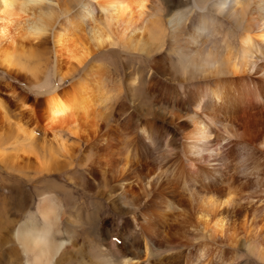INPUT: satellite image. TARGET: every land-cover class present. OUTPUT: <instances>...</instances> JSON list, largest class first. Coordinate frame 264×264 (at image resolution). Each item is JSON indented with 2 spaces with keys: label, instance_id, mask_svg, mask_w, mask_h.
Masks as SVG:
<instances>
[{
  "label": "rangeland",
  "instance_id": "rangeland-1",
  "mask_svg": "<svg viewBox=\"0 0 264 264\" xmlns=\"http://www.w3.org/2000/svg\"><path fill=\"white\" fill-rule=\"evenodd\" d=\"M244 1L248 7L253 4V0ZM215 2L216 0H201L199 4L211 5L207 11L213 12ZM190 8H194L193 0H160L157 14L166 24L171 15L182 14L187 27L194 28L198 24L194 15L199 9L195 8L196 12L193 13ZM62 21L57 18L54 32ZM247 24L248 22H244L238 28L234 27L236 34L231 36L233 49L240 48L238 33ZM89 26L87 22L85 31H88ZM226 30L224 26L220 33L211 31L207 41L221 45V33ZM166 39L168 34L164 40ZM116 42L118 41L115 38L109 49L102 54L97 52L92 57L89 65L81 67L72 77H65L62 83H56V76L53 74L55 65L57 71L61 69L62 74H66L70 66L60 60L56 63L50 38H43L40 47L32 49L17 34L12 35L11 40L0 36V51L6 50L15 61V66L11 68L0 63V104L4 108L7 106L12 109L18 120V127H31L29 130L38 140L39 146L43 145L42 141H50L47 147L35 146L34 153L41 157L31 158L32 161L54 156L64 163L69 162L64 166L57 163L56 168L61 166L57 171L46 173L48 185L38 182L32 185L24 182L22 185L28 193H32L33 188L34 205L41 207L51 204L56 208L55 216H58L59 223L54 225L53 234L57 240L71 241L61 250L62 256L60 254L57 257V262L51 264H99L100 256L102 259L106 257L105 260L110 261L108 264H122L123 253L120 246L125 244L124 240L129 246L134 245L133 249L140 255L142 263L137 264H187L190 261L195 264L193 252L199 248L200 243H207L209 252L213 254L209 264H264V261L250 252L248 242L251 237L253 242L264 241L263 237L254 236L256 234L251 232V226L249 231L245 228L247 220L252 219L256 227L259 226L264 233V146L254 141L251 146L239 144V138L229 131L226 122L214 121L208 116L196 119V124L192 123L191 127L181 124L183 118H173V113L180 110L181 114L187 113L194 117V112H199L194 104L197 90L203 92L214 86L210 81L203 83L199 79H181V76L190 73L187 70V61L174 46L166 43L154 56L133 55L136 50ZM253 55L256 63L264 65V48ZM166 58L170 62L166 65L168 68H160L157 61H165ZM99 70H103L102 75ZM130 76L136 77V83H127ZM238 77L232 79V83H236L233 86L237 96L236 103L234 105L228 102L230 105L219 111V117L234 116L241 123L251 117L248 121L253 125H249L251 130L248 136L254 139L263 133L258 132L264 125V102L249 100L252 95L248 92L256 88V93L263 94L264 76L255 74L250 78L251 76L239 74ZM225 79L229 82L231 78ZM193 81L196 82L189 83ZM226 84L230 83H221L223 86ZM54 86H58L61 96L72 100L75 106L73 117L62 122L63 125L61 122L51 123L46 117L45 98L49 96L47 90ZM39 88L43 89V93ZM246 96L250 98L244 99ZM253 104L250 113H242ZM25 110L30 112L29 115L23 114ZM67 123L75 124L77 134L72 129H67ZM194 126L206 128L208 131L210 142L205 144V148L209 149L208 152L204 151L206 161L211 157L217 160V163L210 162V165L216 166L207 169H213L214 175H219L220 168L224 172L220 178L226 181L216 182L217 190L211 184L204 188V192L193 193L190 190L201 188L200 183L192 179L189 180L194 182L193 186L189 182L185 183L187 161L194 157L188 152L186 143L194 142L198 136ZM21 129L25 131L24 128ZM141 131H144V135ZM188 131H191L190 135ZM186 137L190 138L186 140ZM142 142L149 150L143 151ZM20 143L21 141L13 144L14 148ZM24 145L27 146L28 143ZM108 145L113 158L121 159L124 152L131 161L137 162L139 168L133 167L128 170L130 174L117 177L110 162L104 160L108 155ZM63 149L69 150L71 155L64 156ZM84 159L90 163H85ZM25 173L33 175L31 170H26ZM144 175L146 176L142 177ZM157 175L170 177L168 185L160 183L154 189L145 186L146 178ZM126 182L132 183L124 186L122 202L117 195L121 184ZM5 190L9 189L0 185V191ZM218 197L220 201L230 197V205L228 207L222 203L217 211L216 216L226 220L227 229L220 233L224 235L223 239L216 238L215 241L201 235L200 231L202 225H206L209 231L212 230V214L215 213L213 201L219 200ZM203 205L206 207L203 208ZM207 208H210L209 212ZM200 211H205V215H199ZM208 213L211 215H207ZM198 216L207 219L209 224ZM35 219L39 223L43 222L39 215ZM157 240L161 242L159 246L155 245ZM18 242L21 247V242ZM21 248L19 253H23L24 248ZM23 255L22 262L2 261L0 264H28L31 254Z\"/></svg>",
  "mask_w": 264,
  "mask_h": 264
},
{
  "label": "bare ground",
  "instance_id": "bare-ground-1",
  "mask_svg": "<svg viewBox=\"0 0 264 264\" xmlns=\"http://www.w3.org/2000/svg\"><path fill=\"white\" fill-rule=\"evenodd\" d=\"M200 1L201 0H193L194 8H190L193 13L196 12L195 8L199 9V11H197L194 15L198 24L194 28H188L184 15L178 13L170 16L168 24L162 22V19L157 14V5L160 0H0V36L7 37V39L11 40V36L17 34L20 36L21 40H26L29 47L32 49L39 48L43 38H50L53 42L56 63L60 60L70 66V70L66 72V74H62L61 69H58L57 71V66L55 65L53 74L56 76V83H62V81L69 77V75L72 77L80 70L81 67L89 65L92 57L97 52L102 54L109 49L111 44L114 43L115 38L118 41L116 43H119L121 46H127L131 50H136L137 52L133 55L151 54L154 56L156 51L162 48V46L166 43H169L174 46L177 49L176 51L187 61V70L190 74H184L181 76V79H190L191 81L199 79L203 81V83H206V81L213 82L214 85L212 88H207L203 92L197 90L194 104L195 108L199 110V112L195 111L194 117L189 116L187 113L181 114L180 110L177 111L178 113H173V118H183L181 124H187L191 127L192 123H195L196 119H202L203 116H208L214 121H220L222 123L226 122L227 128H230L229 131H232L233 135L239 138V144L251 146L252 141H254L255 143H260L264 146V125L259 128L260 132H258L259 134L263 133L252 139L248 136L249 131L251 130L249 125H253L251 121H248L251 117H247L248 120H243L244 122L242 123L233 118L234 116H228L229 118L219 117V111L221 109L228 108L230 104L235 105L236 103L237 96L233 90V86L236 85V83H232L233 78L238 77L239 74L251 76L250 78H252L255 74L264 76L263 63H256L254 60L255 56L253 55L254 52H258L264 48V0H253V4L249 6L251 7L250 9L247 6V2L244 0H216V4L214 6L215 10L213 12L207 11L208 7L211 5L201 6L199 4ZM57 18H61L63 21L59 24L57 31L54 32ZM87 22H89L90 26L88 31H85V24H87ZM244 22H248V24L238 33V38H240L238 39L240 48L235 50L232 48V43L234 42L231 40V36L236 34L234 27L238 28ZM100 23L102 24L100 25ZM224 26L227 30L221 33V45L209 43L207 38L210 32L213 31L220 33ZM167 34L168 39L164 40ZM14 62L15 61L11 59L10 54L6 50L4 52L0 51L1 64L5 65L7 68H11L12 66H15ZM169 63L168 58H166L165 61H157V65H159L160 68H168L166 65ZM24 67L26 68V66ZM96 71L98 72V70ZM99 74L102 75L103 70H99ZM227 77L231 78L229 82H227L228 79H225ZM128 78L127 83H136L135 76H132V78L130 76ZM196 81L189 83H195ZM221 83L230 84L223 86ZM39 89L40 92L43 90L41 88ZM256 90L257 89L254 88L252 91L248 92L252 95V99H249L250 97L247 96V98L244 99L252 101L259 100L264 102V97H262L264 93H256ZM47 92L49 93V96L45 98V110L48 120L51 123H62L70 120L74 114L75 106L73 105V101L63 98L58 90V86H54L52 89L47 90ZM41 93H43V91ZM228 102L230 103L229 105ZM242 106L244 107V105ZM253 106L254 104L249 106L250 108L245 107L247 109L242 113H250ZM7 112L9 111H6L0 104V142L3 140L4 136L11 135V137L15 138L12 143H18L21 141V143L27 142L28 145L25 146L23 144L21 151L14 148V151H12L9 155L5 150L0 151V163L7 161L11 164L10 162L14 159L15 163L19 161L16 163L19 165L20 163L27 161V166L33 164L34 170L43 171L44 173L57 171L56 169L61 167L59 166L56 168L57 163H60L63 166L69 163H64V161H60L54 156H46L48 159L42 157L43 159H41V161L38 160L32 163V161H30L31 158L39 159L41 157L37 156V153H34L35 146L37 148H41L42 146L47 147L49 146L50 141L47 143L41 140L43 145L39 146L38 140H36L34 134H32L28 129L27 130L29 132H27V130H25V132L21 129V126L18 127V124L13 122L12 117ZM67 127H69L67 128L69 130L72 129L74 134H77V127L75 124H68ZM254 128L256 129V127ZM195 129L198 136L194 142L187 144L185 141L186 146L189 148L188 152L194 156L192 158L190 157L189 161H187L188 164L185 170V183L189 182L190 185L193 186L194 182L189 180L192 179L199 182L202 188V190H200V187L196 190H190L193 193L196 191L204 192V188L210 186L211 184L214 188H216L218 184L216 182L221 183L226 181L225 179L222 180L220 178V176L224 173L221 168L218 170L219 175H214L213 169H207V167L216 166V164L210 165V162L217 163V160L211 157L210 160L208 159V162L206 161L204 151H209V149L207 147L205 148V144L210 142L208 141V131L203 127L197 128L194 126V130ZM191 131H188V135H190ZM66 133H68V131ZM141 133L144 135V131H141ZM54 134L56 135L57 133ZM189 138L190 137H186V140ZM22 139L26 140L23 141ZM21 143L19 145H21ZM60 144L62 146V143ZM141 148L143 151L149 150L144 146L143 142L141 143ZM106 149L108 151V155L106 154L107 156L104 160L105 162H110L109 164L117 177L130 174L128 170L133 167L139 168L137 162H134L133 160L131 161V159H129L123 151L124 156L119 159L113 158L109 145ZM16 151L24 154L23 158H27L28 160H22L23 158L21 159L20 155ZM63 152L64 156L68 154L71 155L69 150H64ZM213 153H215V151H213ZM13 154L16 156H14L15 158L12 157ZM219 160L220 159H218V161ZM83 161L85 163H90L85 159ZM95 168L96 167L93 169L96 170ZM20 169L22 168L20 167ZM145 176L146 175L142 177ZM168 180H170V177L164 178L162 175H157L155 177L146 178L144 183L148 188L150 187L151 189H154L160 183H164V185L167 186ZM121 181L124 180L121 179ZM131 183L132 182H126L121 184L120 192L118 193L117 198H121L123 200L122 202H124V186H129ZM229 198L230 197L223 199L222 201H220V198L219 200L217 199V201L213 198V202L215 204L213 202L212 203L215 213L212 214V216H214L212 223L214 226L211 228L212 230L209 231L206 228V225H202L200 231L201 235L208 236L215 241L216 238L219 240L223 239L224 235H221L220 233L225 232V229H227L225 224L227 225V223L226 220L223 221V218L216 216V214L222 203L227 204L226 206L229 207ZM231 199H233V197ZM208 200H210V198ZM202 201L205 203L204 200ZM210 201L209 204L211 203ZM214 206L216 208H214ZM204 207L206 206L203 205V208ZM40 208L41 210L39 213L41 214L45 225H39L35 222V219L30 218L22 226H20V228L18 227L16 233L18 241L22 244L21 247L25 249H23V253L26 255L31 254L30 260H27L28 264H51L52 262H55L58 259L57 257L61 254V250L69 244L67 242H71L69 239H55L53 228L54 225L56 226L59 223L58 216H55L56 208L51 204H46ZM208 209L210 208H207V211ZM209 214L210 213L207 215ZM199 215L204 216L205 211H200ZM199 219L203 220L204 218L199 217ZM259 219L260 218H258V220ZM204 220V222L208 223L207 219ZM246 223V230L253 228L251 232L256 234L254 236L258 237L260 235L264 239V233L260 230L261 228H259V226L256 227L252 219L247 220ZM249 226H251V228H249ZM229 227L228 230L230 229ZM251 232H249V234ZM260 233H263V235ZM126 239L129 240L127 237ZM149 239L152 238L150 237ZM251 239L249 238L248 240L250 252L253 253L256 258L264 261V241L261 240L257 242L256 240L253 242L254 240L251 241ZM124 241L125 244L120 246V251L123 253V260L121 263H139L141 257L133 249L135 246L132 244L129 246L128 242H126V240ZM159 241H155L156 246L161 244ZM169 241L170 240L167 242ZM198 246L199 248L193 252L195 253V255L193 254L195 264H209L213 254L209 252L208 244L200 243ZM103 258L104 259H102L101 256L99 257V264H108L110 262L105 260L106 257ZM143 260L146 261V259ZM187 264L193 263L190 261Z\"/></svg>",
  "mask_w": 264,
  "mask_h": 264
},
{
  "label": "crops",
  "instance_id": "crops-1",
  "mask_svg": "<svg viewBox=\"0 0 264 264\" xmlns=\"http://www.w3.org/2000/svg\"><path fill=\"white\" fill-rule=\"evenodd\" d=\"M23 99H25V97ZM2 103L6 104L3 101ZM5 110L9 111L7 113L12 117L13 122H16V124H18V120L13 114L12 109L5 106ZM23 114L27 116L29 115V112L25 110ZM21 127L25 130H29L31 128H27L25 125H21ZM28 130L27 132H29ZM14 139L15 138L11 137V135L4 136L3 140L0 142V151L5 150L7 151L6 153H8V155L11 154L12 151H14L13 144L17 143H12ZM23 144H27V142H23L21 143V145L15 148L21 151ZM18 154L20 155L21 159L24 157V154H22L21 152H18ZM14 156L15 155L13 154L12 157ZM25 159L28 160L27 158H23L22 160ZM26 162L27 161H24V163L22 162L20 163L21 165H18L13 159L10 162L11 164H9V162L7 161L4 162L6 165L3 162L0 163V185L6 186V188L9 189L5 191H0V262L8 261L15 263L20 260L22 262V258L24 255L22 252L19 253V249L21 247L19 245L18 238L16 235L18 227L20 228V226H22L30 218L35 219V216L37 215L41 217V214L39 213V211L41 210L40 206L38 204H33V202H35V198H33L32 196V194L34 195L33 188L32 193H28L26 191V188H24L22 185L24 182L30 183L31 185L35 182H38L40 184L46 183L48 185V174H46L48 172L44 173L43 171L34 170L33 164L27 166ZM33 162L34 161H32V163ZM20 167L22 169H20ZM26 170H31L33 172V175L26 174ZM16 173L19 176L15 175ZM48 191L49 190H46V192ZM40 198L43 199L42 196ZM37 200L38 199L36 198V201ZM35 213H37V215H35ZM41 220L43 221V219ZM35 222H37L36 219ZM37 223L41 225L43 222Z\"/></svg>",
  "mask_w": 264,
  "mask_h": 264
}]
</instances>
